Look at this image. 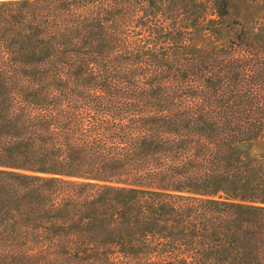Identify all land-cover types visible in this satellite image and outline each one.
<instances>
[{
  "label": "trees",
  "instance_id": "16d2710c",
  "mask_svg": "<svg viewBox=\"0 0 264 264\" xmlns=\"http://www.w3.org/2000/svg\"><path fill=\"white\" fill-rule=\"evenodd\" d=\"M259 139L264 0H0V264H264Z\"/></svg>",
  "mask_w": 264,
  "mask_h": 264
},
{
  "label": "rangeland",
  "instance_id": "374dc122",
  "mask_svg": "<svg viewBox=\"0 0 264 264\" xmlns=\"http://www.w3.org/2000/svg\"><path fill=\"white\" fill-rule=\"evenodd\" d=\"M218 39H221L220 35H212L202 29L199 33L190 37L187 49L185 52H191L195 50H205L206 48L215 45ZM264 157V139L256 140L248 145H245L240 152V159L242 161H252L257 158ZM223 195L221 192L220 196Z\"/></svg>",
  "mask_w": 264,
  "mask_h": 264
}]
</instances>
